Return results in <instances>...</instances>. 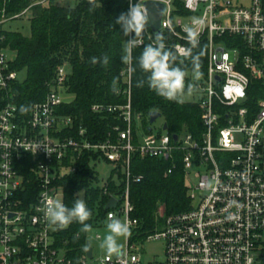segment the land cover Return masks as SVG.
<instances>
[{"label": "built area", "instance_id": "2783aa9c", "mask_svg": "<svg viewBox=\"0 0 264 264\" xmlns=\"http://www.w3.org/2000/svg\"><path fill=\"white\" fill-rule=\"evenodd\" d=\"M154 3L164 5L162 35L178 57L186 59L189 50L192 54L195 50L186 40V26L195 27L199 45L208 47L205 73L191 79L199 93L201 136L170 133L164 130L165 122L155 129L150 115L133 111L132 63L121 72L127 103L92 106L94 113L116 115L123 126L115 125L106 140L98 143L90 140L82 126L78 136H65L75 132L76 126L73 117L59 112L67 103L62 94L71 75L69 64L60 66L45 100L35 103L27 118L11 100L0 110V264H94L93 255H87L88 239L84 254L76 260L58 246V230L49 225L43 211L48 201L65 204L59 181L77 173L87 154L98 157L97 167L105 162L112 165V172L121 173L122 180L114 179L117 188L124 184L121 192L114 193L110 177L100 183L106 210L101 224L108 222L111 213L128 222L131 230L122 253L95 264H264V0ZM193 17L203 23L192 25ZM12 19L3 16L0 21V91L9 99L19 74L11 70L2 30ZM142 39L143 45L155 43L150 24ZM136 156L169 161L166 175L181 163L187 186L194 174L200 193L196 196L188 186L192 207L170 216L162 208V227L133 242L140 222L133 218L131 185L142 180L132 171ZM112 199L117 205L107 210ZM151 241L164 242L163 257L144 261L143 244Z\"/></svg>", "mask_w": 264, "mask_h": 264}, {"label": "trees", "instance_id": "16d2710c", "mask_svg": "<svg viewBox=\"0 0 264 264\" xmlns=\"http://www.w3.org/2000/svg\"><path fill=\"white\" fill-rule=\"evenodd\" d=\"M41 1L0 0V21L3 16L12 19L26 10L28 12L25 15H31V36H25L11 27L6 28L8 23L25 15L12 19L2 30L5 35L3 46L14 55L10 63L11 70L18 74L25 71L26 78H19L12 86L9 94L11 99L0 91V110L9 100L19 109L22 105L31 109L35 103L43 102L50 91L48 84L54 79L58 68L67 63L71 67V75L64 93L73 95L74 100L65 103L59 112L74 118L76 131L65 133V136H78L79 127L82 126L91 141H105L113 127L123 126V122L114 114L94 113L92 106L127 103V96L124 94L126 85L121 76L126 64L121 57L125 54L128 37L123 35L116 19L121 13L127 12L129 0H94L93 5L89 4V0H80L73 7L59 4L58 0L37 4ZM166 47L176 55L175 66L186 71V84L191 83L193 68L190 58L178 57L171 44ZM142 51L143 46L132 50L133 111L142 113L145 117L152 112H159L170 133L181 134L188 131L199 138L203 128L198 104L168 101L151 90L147 85L148 74L143 73L137 63ZM201 52L199 72L205 73L208 62L206 44L195 48L193 55ZM105 55L109 58L107 66L102 63L93 65L90 62L92 57L102 59ZM114 77L118 78L117 93L111 90ZM139 80L145 81L143 87H137ZM29 112L30 110L22 116L27 118ZM97 159L96 155H85L80 162L79 171L59 181L64 188L65 205L68 207L74 205L77 193L85 191V202L92 213L86 223L91 225V229L100 226L106 217L105 199L99 187L101 181ZM169 167L170 162L167 160L142 159L138 156L133 158V174L142 176L140 182L132 183L130 192L135 208L133 218L140 222V227L132 237L133 242L142 241L162 227L164 219L159 216L162 208L164 215L170 216L192 207L183 166L180 163L172 174L166 175ZM25 176L26 179L30 178L28 173ZM116 176L122 180L121 173L116 174L115 171L109 178V186L114 193L121 192L124 187V184L116 187ZM27 188L32 190L30 186ZM81 227L74 221L66 229L56 232L58 246L65 248L69 257L75 260L84 254L88 239V232H81Z\"/></svg>", "mask_w": 264, "mask_h": 264}, {"label": "clouds", "instance_id": "9594fccd", "mask_svg": "<svg viewBox=\"0 0 264 264\" xmlns=\"http://www.w3.org/2000/svg\"><path fill=\"white\" fill-rule=\"evenodd\" d=\"M89 4L93 5L94 0H89ZM91 10L92 8H90ZM150 21L151 15L146 0H135L134 3L130 0L127 12L121 13L116 19V24L120 26L123 35L125 37L132 36L126 40L125 54L121 57L124 64H131L132 49L143 45V33ZM191 23L192 25H201L203 21L198 17H193ZM184 31L191 48H197L200 43L199 32L193 26H186ZM164 39L162 33L156 32L154 34L155 43L143 45V51L137 61L138 67L143 73L148 74L147 85L151 90L165 100L182 104L185 94L191 96L196 90V85L193 83L186 84L187 73L183 68L175 66L176 55L166 47ZM201 55L202 52L193 55L191 49L189 50L188 58L191 60L193 75L196 80L200 78ZM90 62L93 65L102 63L107 66L109 58L107 55L102 59L92 57ZM144 83V80L137 81V87H143ZM111 90L114 93L119 91L118 78H113ZM19 110L21 114H27L30 109L28 106L22 105ZM82 191L77 193L78 198L75 199L72 207L66 206L61 200L48 201L44 204L45 219L54 230H64L75 221L82 226L81 232L91 231V225L86 222L91 218L92 213L83 199ZM106 228L107 234L104 236L100 247L106 251L108 256L119 255L122 246L118 241L120 238H127L131 235L130 224L109 213Z\"/></svg>", "mask_w": 264, "mask_h": 264}, {"label": "rangeland", "instance_id": "374dc122", "mask_svg": "<svg viewBox=\"0 0 264 264\" xmlns=\"http://www.w3.org/2000/svg\"><path fill=\"white\" fill-rule=\"evenodd\" d=\"M80 0H58L59 4H63L65 6L73 7L79 3ZM248 0H246V3ZM30 14L25 15L23 18L11 21L6 25V28H10L13 30L20 31L25 36H31V27H30ZM9 55L11 58L14 57L12 53L9 52ZM19 78L21 80H24L26 78V72L23 71L19 74ZM62 97L65 102H71L74 100V96L70 94L63 93ZM199 98V93L197 91H194L191 96L185 94L184 102H196ZM163 118L158 119L154 123V128H159L163 123ZM97 170L100 174V181L103 183V181H106L111 173H112V165L108 163H101L98 165ZM197 185V179L195 178L194 174L191 175L190 181H188V186H190L191 192L195 193L197 196L200 191L196 190ZM83 196V193H82ZM84 199V196H83ZM124 221V220H122ZM108 222H104L98 227L92 228L91 231L88 232V240L91 244V247L93 249V258L90 260L93 261L95 264L98 260L101 258L108 256L106 251L100 247V244L104 238V236L107 234V225ZM97 235L100 236V239L97 238ZM121 246L122 250H124L127 246V238H120L118 241ZM121 250V251H122ZM164 253V242L163 241H151V242H145L143 244V252L142 257L144 261H154L156 259L160 260L163 257ZM117 255H112V257H116Z\"/></svg>", "mask_w": 264, "mask_h": 264}, {"label": "water", "instance_id": "95a60500", "mask_svg": "<svg viewBox=\"0 0 264 264\" xmlns=\"http://www.w3.org/2000/svg\"><path fill=\"white\" fill-rule=\"evenodd\" d=\"M147 7L149 8L150 15H151V21H150V27L155 34L156 32L162 33V13L164 10V5L160 3H154V2H147ZM162 118V114L159 112H152L150 114V124H154L158 119ZM152 127H149V130L151 131ZM168 129V125H164V130ZM178 136H174V140H177ZM117 205V201L115 199H112L109 204L107 205V210L110 208H113ZM92 247L90 243L87 244V255L88 257H92ZM122 253V252H121Z\"/></svg>", "mask_w": 264, "mask_h": 264}]
</instances>
